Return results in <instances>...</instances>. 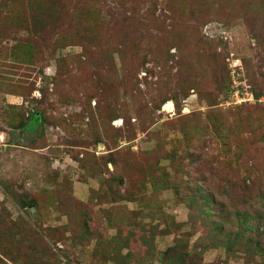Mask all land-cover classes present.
<instances>
[{
    "label": "rangeland",
    "instance_id": "374dc122",
    "mask_svg": "<svg viewBox=\"0 0 264 264\" xmlns=\"http://www.w3.org/2000/svg\"><path fill=\"white\" fill-rule=\"evenodd\" d=\"M6 1L0 264H264V0Z\"/></svg>",
    "mask_w": 264,
    "mask_h": 264
},
{
    "label": "trees",
    "instance_id": "16d2710c",
    "mask_svg": "<svg viewBox=\"0 0 264 264\" xmlns=\"http://www.w3.org/2000/svg\"><path fill=\"white\" fill-rule=\"evenodd\" d=\"M8 5L11 6V7H13V8H16V5L14 3H12L11 1H8L7 2L6 0H4L3 7L5 6V8H6ZM42 9H43V5L41 4V7L39 9V13L42 11ZM39 13H38V15L34 19L40 18L42 16V15L40 16ZM35 116L39 118L38 119L39 120L38 122H35L34 120H32V118L34 119ZM25 123L26 124L24 125V129H23L24 132L26 131V128L29 131L36 130V128L39 125L43 124L42 113L39 112V110H35L34 112H31V115L28 116V120ZM201 197H202V199L205 200V201L203 200V203L202 204H204V205L207 206L208 205V202L207 201H209L210 198L209 197H205L204 195H201ZM261 199H264V196ZM214 205L216 206L217 203H214ZM220 207H221V204L219 203V207L218 208H220ZM213 213H215V212L213 211ZM258 213H259L258 212V209H253L250 212L249 211H243V213L241 215H239V214L237 215L238 219L236 221L235 218L233 216H231V213L230 212L229 213L222 214V211L219 210V216H220L221 219H225L227 222H235L236 221L237 222L236 224H241L240 225L241 226L240 229H242L243 227L244 228L251 227V225H248V224H264V217L260 216ZM215 217L217 219V216L216 215H215ZM238 233H239V229H238ZM252 244H254L252 246L254 248H250L249 249L250 254L254 255L256 253H258V254H263L264 253L263 252L264 251L263 246H261L258 242L253 241Z\"/></svg>",
    "mask_w": 264,
    "mask_h": 264
}]
</instances>
